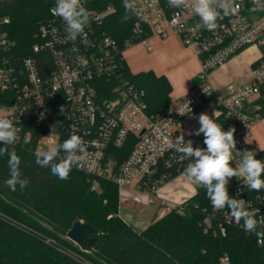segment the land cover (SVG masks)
<instances>
[{
    "label": "built area",
    "instance_id": "built-area-1",
    "mask_svg": "<svg viewBox=\"0 0 264 264\" xmlns=\"http://www.w3.org/2000/svg\"><path fill=\"white\" fill-rule=\"evenodd\" d=\"M81 4L89 12L83 35L75 41L69 39L65 22L50 11L33 34L35 42L28 56L15 52L16 42L7 30L10 18L0 16V113L13 120L16 132L14 142H3L17 145L37 134L35 152L44 157L49 139L55 138L54 146L59 152L54 159L61 161L68 153L60 145L77 134L85 141L86 150L83 161L79 165L74 162L73 167L91 178L93 190L101 189V179H110L118 189L134 190L159 200L162 217L186 200L180 205L164 201L158 197L159 189L185 174L189 163H195V158L183 159V154L175 151V139L183 135L185 144L191 140L193 148L207 147L204 134H195L201 125L189 132L177 129L181 120L201 104L213 107L211 118L225 131L235 129V168L241 165L244 152H253L247 148V140L252 138L254 126L264 119V0H235L238 10L229 16H223L220 5H215L221 18L214 30L204 28L190 8L169 7L167 0H136L139 14H133L129 45L136 44L132 43L134 39L146 43L150 36L176 34L199 59L196 83L176 109L169 108L165 113H150L145 88L125 75L124 50L104 24L115 6H101L95 0H81ZM253 7L261 10L252 12ZM250 46H256L260 55L252 65L250 80L225 91L215 88L211 72ZM73 47L78 51H72ZM222 117L227 118L226 123L220 121ZM128 143L131 149L117 165L120 155L114 147L123 148ZM253 154L264 160V149ZM227 193L255 220L254 228L246 229L244 217L237 224L227 203L217 210L209 201L200 208L203 232L224 236L229 227H236L255 236L258 245H264L258 242L264 241V189L250 190L244 178L234 176ZM66 237L70 239L68 234ZM45 241L83 264H92L52 238L46 237ZM221 261L227 262L228 256H222Z\"/></svg>",
    "mask_w": 264,
    "mask_h": 264
},
{
    "label": "trees",
    "instance_id": "trees-1",
    "mask_svg": "<svg viewBox=\"0 0 264 264\" xmlns=\"http://www.w3.org/2000/svg\"><path fill=\"white\" fill-rule=\"evenodd\" d=\"M112 4L116 10L105 18V29L124 50L133 37L135 17L122 21L123 0H95ZM56 0H0V16H8L7 30L15 40V52L32 54L33 34L50 16ZM137 43L138 40H132ZM124 72L146 90L150 113H165L170 108L172 85L164 75L154 71L132 72L126 60ZM220 121L226 123L227 118ZM38 135L20 144L0 141V264H83L59 247L45 241L52 238L62 247L79 252L92 264H264V245L255 236L229 227L224 236L205 234L200 225V208L210 200L207 187L179 208H174L155 223L138 231L116 215L119 190L115 182L101 179V189L91 187V178L72 167L67 180L51 174V163L41 165L44 157L35 152ZM131 144L115 148L121 164ZM15 152V191L6 183L13 179L10 155ZM231 166L235 168L232 159ZM228 178L226 185L229 190ZM215 184L216 181H213ZM198 205V207H197ZM83 220L97 231L90 252L82 251L66 235L76 221ZM227 255L228 261L221 257Z\"/></svg>",
    "mask_w": 264,
    "mask_h": 264
},
{
    "label": "clouds",
    "instance_id": "clouds-1",
    "mask_svg": "<svg viewBox=\"0 0 264 264\" xmlns=\"http://www.w3.org/2000/svg\"><path fill=\"white\" fill-rule=\"evenodd\" d=\"M167 2L168 6L172 8H190L194 14L200 17L202 26L208 30L216 29L218 26L216 21L221 18V12L217 11L215 5H220L223 16L235 14L239 7L235 5V0H167ZM123 7L125 15L122 17V21L129 20L133 14H139L136 8V0H123ZM258 10H261V7L250 9L252 12ZM50 11L65 22L69 39L75 41L78 36L84 34V29L89 23V12L81 4V0H56L55 6ZM72 51L75 52L78 49L73 47ZM199 122L201 127L195 134H204L206 149L193 148L191 140L185 144L183 135L176 138L172 145L176 152L183 154V159L195 158V163H189L185 169L187 180L193 186L192 191L194 194L196 193L197 184L207 187V198L215 209L220 210L227 203L232 209L231 216L235 218V222L238 224L241 217H244L246 219V229L251 230L254 228L255 220L249 216L247 211L241 210L242 205L238 201L229 198L226 185L228 178L235 176L244 178V182L250 190L259 191L264 189V179H261V176L264 175V160L257 159L253 152L246 151L243 153L241 165L238 168H233L231 162L236 146L235 129L229 128L225 131L221 125L217 124L207 114H201ZM15 140L16 132L13 120L0 113V141L12 143ZM48 144L49 146L44 151L43 160H38V163L44 166L49 165L59 152V149L54 146L56 144L55 138L49 139ZM60 147L68 155L59 163H51V174L61 180H67L73 163L79 165L84 159L85 141L81 136L72 134ZM18 163L19 159L16 153H11L10 166L13 179L6 181V183L12 188V191H15L16 166ZM213 181H216V183L214 184ZM257 236L261 237L259 233ZM258 242L264 243L260 240Z\"/></svg>",
    "mask_w": 264,
    "mask_h": 264
},
{
    "label": "crops",
    "instance_id": "crops-1",
    "mask_svg": "<svg viewBox=\"0 0 264 264\" xmlns=\"http://www.w3.org/2000/svg\"><path fill=\"white\" fill-rule=\"evenodd\" d=\"M136 45H142L148 49V62L146 63L148 69L133 70L126 59L131 71L135 73L152 70L157 75L166 76L172 85L171 100L176 99L178 103H181L196 83L200 71L199 59L194 49L186 46L176 34H169L165 37L150 36L146 43H136ZM259 56V50L256 46L248 47L238 56L228 59L213 70L210 75L212 84L215 88L225 91L231 85H240L249 81L252 65ZM201 114H207L210 118L213 116L212 111H196L181 121L177 128L179 132H189L200 126L199 117ZM258 133H264V119L260 125L254 126L252 130V140L255 142ZM262 149H264V145H261L257 151ZM158 205L157 214L160 215L163 209L160 204Z\"/></svg>",
    "mask_w": 264,
    "mask_h": 264
},
{
    "label": "rangeland",
    "instance_id": "rangeland-1",
    "mask_svg": "<svg viewBox=\"0 0 264 264\" xmlns=\"http://www.w3.org/2000/svg\"><path fill=\"white\" fill-rule=\"evenodd\" d=\"M148 53L149 51L146 47L130 44L124 49L123 55L125 60L127 59L131 69L138 71L148 69L146 65L148 62ZM238 55L239 53L233 57ZM212 73L213 71L211 74ZM179 104L180 102L178 103V100L172 99L170 109H176ZM212 110L213 107L211 105L201 104L196 111L211 112ZM261 145H264V133H258L256 135V142L252 140V138L247 140V148L253 152H256ZM118 190L119 200L116 215L120 216L127 223H130L136 230L141 231L145 229L148 225L155 223L161 217V215L157 214L159 210V200L151 199L143 193L130 189ZM192 194V185L188 182L185 174L176 176L165 183L158 191V197L164 201H171L178 205L182 204Z\"/></svg>",
    "mask_w": 264,
    "mask_h": 264
},
{
    "label": "water",
    "instance_id": "water-1",
    "mask_svg": "<svg viewBox=\"0 0 264 264\" xmlns=\"http://www.w3.org/2000/svg\"><path fill=\"white\" fill-rule=\"evenodd\" d=\"M68 236L83 249L90 250L95 243L97 231L84 221L79 220L68 231Z\"/></svg>",
    "mask_w": 264,
    "mask_h": 264
}]
</instances>
